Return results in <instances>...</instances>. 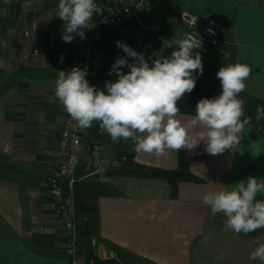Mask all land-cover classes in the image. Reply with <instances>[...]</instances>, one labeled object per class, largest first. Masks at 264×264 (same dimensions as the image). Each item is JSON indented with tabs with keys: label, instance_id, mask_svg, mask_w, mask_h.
Returning <instances> with one entry per match:
<instances>
[{
	"label": "crops",
	"instance_id": "0c3cea01",
	"mask_svg": "<svg viewBox=\"0 0 264 264\" xmlns=\"http://www.w3.org/2000/svg\"><path fill=\"white\" fill-rule=\"evenodd\" d=\"M1 2L0 264H69L64 228L55 215L48 180L56 165L55 152L65 119L63 105L54 96L55 79L58 70L76 64L75 40L61 38L64 22L55 15L58 0ZM150 2L151 18L167 30L168 41L158 42L143 32L120 35L107 29L92 73L117 40L150 57V64L152 59L169 56L175 47L169 42L184 31L179 21L181 11L210 15L223 22L220 42L201 53L203 73L192 91L177 100V118L187 121L201 97L218 94L217 70L224 62L239 59L251 65L246 88L239 96L245 101V115L252 120L245 126L241 144L232 151L212 155L202 143L193 149L183 148L195 157L191 171L203 182H180L177 197L171 196L170 185L161 178L103 175V180L121 193L98 198L99 234L93 248L97 255L113 258L117 249L124 250L133 256L132 264H262L259 259H250L249 253L264 243V229L247 234L225 229L224 214L211 213L202 196L249 175L264 178V119L255 120L257 104H264V0ZM36 48L40 52L34 55ZM224 53L228 54L226 60ZM125 55L116 45L114 60ZM123 70L128 71L126 67ZM202 129L197 125L191 131L195 134ZM82 132L85 138L87 129ZM84 144L78 176L88 171L86 174L92 175L97 163L91 146L86 141ZM100 145L110 161L108 168L120 165L118 147L133 151L135 159L145 164L167 169L178 166L179 150L168 149L161 156L137 152L131 139ZM257 198L262 197L258 194Z\"/></svg>",
	"mask_w": 264,
	"mask_h": 264
},
{
	"label": "clouds",
	"instance_id": "9594fccd",
	"mask_svg": "<svg viewBox=\"0 0 264 264\" xmlns=\"http://www.w3.org/2000/svg\"><path fill=\"white\" fill-rule=\"evenodd\" d=\"M101 10L96 0H58L55 15L64 22L61 38L71 42L76 35L83 37L81 29L92 24L93 14ZM208 31L213 32L211 28ZM172 44L175 47L169 56L152 59L150 64V57L117 40V47L126 55L118 56L109 68V75L114 73L116 79L97 87L86 78L87 65H74L57 71L54 96L76 127L88 128L96 121L98 130L107 132L113 142L131 139L137 152L161 156L168 149H193L201 143L212 155L232 151L241 144L245 126L252 120L245 115V101L239 96L246 88L251 65L239 59L224 62L215 74L220 81L219 93L201 97L195 114L182 122L177 118V100L192 91L198 75L203 73L198 50L202 39L200 34L184 31L169 42L170 47ZM227 55L224 53V60ZM125 67L128 71L123 70ZM43 118L41 114L40 119ZM262 119L264 104H257L255 120ZM197 125L203 129L193 134L191 130ZM258 194L262 198H257ZM202 201L211 213L224 214L225 229L237 234L264 229L262 177L249 175L232 186L207 191ZM249 258L264 264V243H259Z\"/></svg>",
	"mask_w": 264,
	"mask_h": 264
},
{
	"label": "built area",
	"instance_id": "2783aa9c",
	"mask_svg": "<svg viewBox=\"0 0 264 264\" xmlns=\"http://www.w3.org/2000/svg\"><path fill=\"white\" fill-rule=\"evenodd\" d=\"M96 3L102 10L93 14L92 24L81 29L84 31V36L76 35L74 38L77 51L75 65L88 66L86 78L90 84L95 54L107 29L117 30L120 34L129 32L148 33L158 42L167 40V30L151 18L152 5L150 0H96ZM179 21L184 26V31L200 34L202 46L198 50L201 53H207L219 44L220 33L223 30V22L220 18L201 15L184 9L179 13ZM209 28L213 32L210 33ZM39 52L38 48L33 50L34 55L39 54ZM64 112L65 119L55 152L56 165L49 176L48 190L54 201L55 215L63 224L64 250L69 264H87L84 254L80 251L79 217L71 194L85 153L83 128L76 127L69 114L65 110ZM92 150L97 158V163L91 174L97 173L103 176L110 165V161L98 141H94ZM65 185L69 188L68 195H65L64 192Z\"/></svg>",
	"mask_w": 264,
	"mask_h": 264
},
{
	"label": "trees",
	"instance_id": "16d2710c",
	"mask_svg": "<svg viewBox=\"0 0 264 264\" xmlns=\"http://www.w3.org/2000/svg\"><path fill=\"white\" fill-rule=\"evenodd\" d=\"M1 1L2 0H0V4H2ZM152 4L153 2H151V5ZM115 51L116 43L105 52L103 58L98 62L94 74L92 73L90 77L91 84L96 85L97 87H103L106 80H114V75H109V68L114 62ZM97 125L98 122L94 121L91 127L86 128L87 132L84 141H86L91 148L94 141L111 143L109 134L107 132L99 131ZM116 154V158L120 161V165L119 167L108 168L105 173L106 175L161 178L166 180L170 185L172 197L178 196L180 182H203L201 177L191 171V163L195 157L187 155L183 148L179 150L178 166L174 169H167L139 162L135 159L133 151L123 147H118ZM86 173L89 174L90 171L83 173L82 176H77L71 189L79 221L81 220V226L79 229L81 237V253L84 254L87 264H132L133 256L121 249L116 250L115 258L102 257L95 252L93 241L99 234V211L97 200L101 196L119 195L121 192L118 188L103 180L101 175L97 173L87 175ZM78 174L79 172L77 175ZM64 190L65 195H68V186L65 185Z\"/></svg>",
	"mask_w": 264,
	"mask_h": 264
},
{
	"label": "rangeland",
	"instance_id": "374dc122",
	"mask_svg": "<svg viewBox=\"0 0 264 264\" xmlns=\"http://www.w3.org/2000/svg\"><path fill=\"white\" fill-rule=\"evenodd\" d=\"M107 153H108V152H107ZM108 155H109V154H108ZM94 167L96 168V165H95ZM95 168H94V169H95Z\"/></svg>",
	"mask_w": 264,
	"mask_h": 264
}]
</instances>
